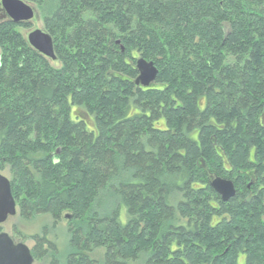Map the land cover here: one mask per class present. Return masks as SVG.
Here are the masks:
<instances>
[{"label": "trees", "instance_id": "trees-1", "mask_svg": "<svg viewBox=\"0 0 264 264\" xmlns=\"http://www.w3.org/2000/svg\"><path fill=\"white\" fill-rule=\"evenodd\" d=\"M25 1L56 60L0 21V171L21 219L67 217L50 264H264V0Z\"/></svg>", "mask_w": 264, "mask_h": 264}, {"label": "water", "instance_id": "water-1", "mask_svg": "<svg viewBox=\"0 0 264 264\" xmlns=\"http://www.w3.org/2000/svg\"><path fill=\"white\" fill-rule=\"evenodd\" d=\"M0 5L7 18L16 25L30 23L34 17L33 9L21 0H0ZM28 44L43 57L55 61L51 37L41 30H35L27 36ZM139 77L136 84L148 87L157 76V69L152 62L143 59L137 61ZM210 187L223 202L235 196V188L230 180L215 178ZM17 214V205L12 196L10 181L0 174V225ZM31 250L22 243H15L7 234L0 233V264H32Z\"/></svg>", "mask_w": 264, "mask_h": 264}, {"label": "rangeland", "instance_id": "rangeland-1", "mask_svg": "<svg viewBox=\"0 0 264 264\" xmlns=\"http://www.w3.org/2000/svg\"><path fill=\"white\" fill-rule=\"evenodd\" d=\"M21 1L30 6L34 12V17L30 23L21 24V26L24 27L17 28L19 33H21L23 37L27 39V36L30 32L35 30L44 31V29L42 18L37 8L30 5L25 0ZM6 18L7 16L0 5V21L5 20ZM240 167L241 166L239 164L237 168L240 169ZM0 174L8 179L10 178L7 171H0ZM215 178L216 177H213L211 181ZM44 230H46L48 239L55 245L57 253L54 256L48 254L40 260L33 261L32 264H50L53 259L64 262L68 253L71 252V248L69 246L68 221L65 215H63L62 219L58 223H55L49 216H37L29 220H24L16 214L14 217L9 218L4 224L0 225V233L7 234L15 243L25 244L29 249H32L34 246L32 237L42 235ZM103 256V250H96L91 254V258L97 260L99 263H102ZM239 260L242 261V258ZM130 264L148 263H146V257H141L136 261H132Z\"/></svg>", "mask_w": 264, "mask_h": 264}, {"label": "flooded vegetation", "instance_id": "flooded-vegetation-1", "mask_svg": "<svg viewBox=\"0 0 264 264\" xmlns=\"http://www.w3.org/2000/svg\"><path fill=\"white\" fill-rule=\"evenodd\" d=\"M33 261H35V260L33 259Z\"/></svg>", "mask_w": 264, "mask_h": 264}]
</instances>
